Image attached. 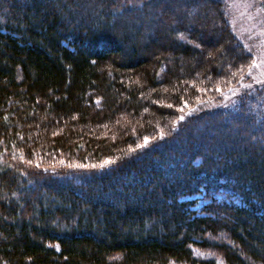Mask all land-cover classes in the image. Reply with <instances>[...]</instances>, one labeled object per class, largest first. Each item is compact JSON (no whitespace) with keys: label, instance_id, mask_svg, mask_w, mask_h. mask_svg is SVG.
<instances>
[{"label":"trees","instance_id":"trees-1","mask_svg":"<svg viewBox=\"0 0 264 264\" xmlns=\"http://www.w3.org/2000/svg\"><path fill=\"white\" fill-rule=\"evenodd\" d=\"M252 62L221 0H0V264H264V101L200 106Z\"/></svg>","mask_w":264,"mask_h":264},{"label":"rangeland","instance_id":"rangeland-1","mask_svg":"<svg viewBox=\"0 0 264 264\" xmlns=\"http://www.w3.org/2000/svg\"><path fill=\"white\" fill-rule=\"evenodd\" d=\"M221 1L225 5L232 32L245 49L251 53L253 62L238 85L222 95L219 94L218 99L202 103L200 106L208 110L232 111L238 107L239 98L246 95V98H249L248 105L255 109L256 106L252 102L256 103L258 97L260 101H264V6L261 0ZM254 96L256 98L253 100ZM30 166L31 171L35 170L44 175H64L69 173V169H74L72 165L64 163Z\"/></svg>","mask_w":264,"mask_h":264}]
</instances>
